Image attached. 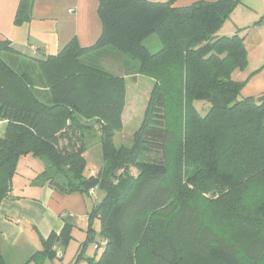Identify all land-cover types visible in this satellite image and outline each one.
<instances>
[{"label":"trees","instance_id":"1","mask_svg":"<svg viewBox=\"0 0 264 264\" xmlns=\"http://www.w3.org/2000/svg\"><path fill=\"white\" fill-rule=\"evenodd\" d=\"M175 1L99 0L98 41L81 47L73 38L45 59L0 42V122H7L0 139V204L26 155L45 162L32 186L47 185L63 196L103 193L89 213L77 264H188L187 258L264 264V95L239 99L241 83L232 75L248 63L245 38L242 30L218 35L241 0L183 8ZM28 2L22 0L16 25L30 20ZM106 56L122 59L126 72L138 66V73L159 82L131 147L115 144L126 82L104 68ZM170 97L182 108L178 128L168 119ZM196 102L209 104L206 115ZM87 129L97 132L103 152L102 169L90 176ZM175 157L183 171L177 188L170 167ZM96 220L97 259L85 256ZM71 231L65 222L60 233L41 238L43 249L27 264L56 259ZM0 264H6L1 234Z\"/></svg>","mask_w":264,"mask_h":264},{"label":"crops","instance_id":"2","mask_svg":"<svg viewBox=\"0 0 264 264\" xmlns=\"http://www.w3.org/2000/svg\"><path fill=\"white\" fill-rule=\"evenodd\" d=\"M28 1L31 18L16 25L15 16L22 0H0V42L9 41L23 56L36 59L55 56L73 38L81 47H90L102 34L99 0ZM198 1L216 0H176L174 7L183 8ZM261 9L254 10L255 17ZM237 29L232 33L235 34ZM218 35L228 36V33L219 32ZM6 128L7 122H0L1 140L5 137ZM32 171L13 177L11 192L0 204L1 253L6 264H27L30 257L43 249L41 238H48L52 232L60 233L68 218L73 221L74 229L85 234L89 227V213L98 203H90L89 198L93 195L63 196L47 185L32 186V181L42 173L40 170ZM98 172L93 170L91 175ZM17 179H22L19 186H16ZM57 251L61 253V247Z\"/></svg>","mask_w":264,"mask_h":264},{"label":"rangeland","instance_id":"3","mask_svg":"<svg viewBox=\"0 0 264 264\" xmlns=\"http://www.w3.org/2000/svg\"><path fill=\"white\" fill-rule=\"evenodd\" d=\"M261 8H263V10ZM259 9H261V13L255 17V11ZM236 28L242 30L240 33L245 38L244 43L247 49L248 63L244 69L235 70L232 79L235 82L241 83L239 99L254 98L257 100L264 95V0H241L224 21L220 33H228V36H232V34H234L232 32H234ZM156 45H158V41L156 39L152 40L151 46L155 47ZM100 62L108 72L125 77L126 94L124 97L122 123L121 127L115 132L114 140L117 147H131L135 133L147 117L152 100V91L159 82L151 76L138 73V66H135L131 72L130 70L126 72L122 59L106 56L105 60L102 59ZM195 107L201 115L204 116L208 112L210 106L205 102H196ZM167 109L170 124L178 128L182 122L180 114L182 108L180 104L177 100L170 97L167 101ZM84 134L87 146L85 153V158L87 160L85 175L89 176L92 174L93 170L98 172L102 169L103 152L100 138L95 130L87 129ZM180 166V157L179 159L175 157L170 167L171 179L175 181L176 188L180 186L183 176V171L180 170ZM44 169L45 162L33 155H26L19 159L15 176L26 174L27 171L32 170H40L43 172ZM26 176L27 175L24 177ZM21 180L22 179L16 180V186L20 185ZM187 189L191 190L189 187H187ZM26 193H28V190ZM92 195V198L88 197L90 203L93 201L92 204H95L94 202L96 201L99 202L103 197V193L97 190ZM66 221L72 225V238L66 246L61 247L63 259L60 260L61 257L59 258L57 256L54 260L47 259L44 264H77L78 250L81 243L87 241L88 234L87 232L82 234L79 230L74 229L72 224L73 221H71L70 218ZM93 229L95 232V241L87 245L85 256H95L97 259L102 252L101 249L98 250V242H100L99 220L94 222ZM31 263L35 264V262ZM80 263L87 264L85 260L80 261L78 264ZM187 263L202 264L195 258H187Z\"/></svg>","mask_w":264,"mask_h":264},{"label":"built area","instance_id":"4","mask_svg":"<svg viewBox=\"0 0 264 264\" xmlns=\"http://www.w3.org/2000/svg\"><path fill=\"white\" fill-rule=\"evenodd\" d=\"M94 192H95V189H92V190L90 191V195H92ZM57 256L60 258V257H61V253L58 252V253H57Z\"/></svg>","mask_w":264,"mask_h":264}]
</instances>
